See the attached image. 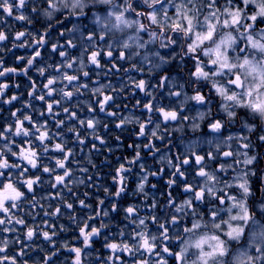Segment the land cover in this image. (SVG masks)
Listing matches in <instances>:
<instances>
[{"label":"snow or ice","instance_id":"snow-or-ice-1","mask_svg":"<svg viewBox=\"0 0 264 264\" xmlns=\"http://www.w3.org/2000/svg\"><path fill=\"white\" fill-rule=\"evenodd\" d=\"M0 25V105L21 75L29 98L0 126V264H264V0H0ZM113 124L133 154L93 207L77 156L112 153Z\"/></svg>","mask_w":264,"mask_h":264},{"label":"trees","instance_id":"trees-1","mask_svg":"<svg viewBox=\"0 0 264 264\" xmlns=\"http://www.w3.org/2000/svg\"><path fill=\"white\" fill-rule=\"evenodd\" d=\"M9 22H13L11 18H8V24H9ZM13 23H15L16 24V27H17V28H15V30H22L20 28L19 22H17V23L16 22H13ZM0 27H2V25H0ZM25 27H28V26L25 25ZM14 53L16 55H25V56L28 54L25 49H15L14 50ZM4 60L6 61L7 66H17L15 64V56L12 53H9L8 55L4 56ZM49 62H52V60L49 61ZM23 63L24 62H22L19 65V67H23ZM34 73H35V70L33 69L32 72H30V75H32L34 79L36 78V79L39 80L40 78L39 77H36L34 75ZM0 79H2V78H0ZM7 82L10 85H13L12 87H10V89L7 90V93H6L7 96L10 97L13 94H17V95L20 96V101L14 102V105H0V126L3 125L5 118L10 119V111H9V109L15 110V108H22L23 107V102L28 101V99H29L28 96H27V87H26V85L28 84V80L24 76H22V75L21 76H17V77H15V79L9 78L7 80ZM15 83H19L20 84V88L19 89H17L14 86ZM126 102H127V100H123L122 99V103H126ZM32 103H34L37 107H40V102L39 101H34ZM128 106H129V104H128ZM25 111H27V110H25ZM33 116L35 118H39L38 117V113H35L34 112L33 113ZM100 129L104 132V130H103L102 127ZM112 129H114L118 133H121V132H119L118 130L115 129L114 124L112 126ZM55 130L56 129L53 126V131H55ZM118 135L121 136V134H118ZM70 137H71V134L68 133L66 138L70 139ZM134 140H135V136L132 133L131 127L129 126L124 131V133L121 136V141L122 142L119 143L121 145L126 144V148H127L128 151H127V153L125 151V154H127V155L133 154L132 153V150L128 148V144L129 143H132ZM114 144L115 145H118V143H116L115 141H114ZM69 146H71V144H69ZM263 149L264 148H262L261 150H263ZM76 150H77V152L79 151L78 149H76ZM111 155H112V153H109L108 154L107 151H104L102 155H97L95 153H88V151L86 149L83 154H79L77 156V159H82L83 160L81 166L82 167H88L89 168V175L93 174L96 171V170L92 169L91 166L87 163V159H89V158L92 159L95 162V164L97 165V167L99 169V172H100V177L102 178V176L104 175V173L107 171V168H105V166H104V162H105L106 158L108 159ZM45 162H47V161H45ZM72 167L75 168L76 165H72ZM75 175L81 176V174L78 173V172ZM133 177L130 178V187H134L135 186V179H133ZM153 182H155V179H153ZM110 186H112V185H110ZM101 189H103V187H100V190ZM74 190L78 192V194L80 195L81 198H84V193L85 192H88L90 194V196L88 197V202L93 207L96 206V204H97V198L98 197L99 198H105L104 197L103 190L102 191H99V190L94 189V188H87L85 185H77V186H75ZM111 190L114 191V187ZM150 190L151 189L149 188V191ZM37 195L39 196L40 193L38 192ZM257 195H259V190H257ZM138 200H139V198H137V201ZM132 202H133V198L130 197V196H126V197H123L122 198V206H127L128 203H132ZM106 203H107V201H106ZM109 207H110V205H109ZM77 211H78V213L80 212L79 209H77ZM112 215H115V214H112ZM37 219L39 220L40 218L37 217ZM117 219H119V218H117ZM29 223H32V221L30 219H29ZM60 224H64L65 226H68L69 221H68L67 217L61 218L58 221V223H57V229L59 228V225ZM72 235H73V232L72 231H69L67 233H62L60 235V239L61 240H63V239H70ZM40 242L42 243V241H40ZM64 255H66V254L61 255V260H63Z\"/></svg>","mask_w":264,"mask_h":264},{"label":"rangeland","instance_id":"rangeland-1","mask_svg":"<svg viewBox=\"0 0 264 264\" xmlns=\"http://www.w3.org/2000/svg\"><path fill=\"white\" fill-rule=\"evenodd\" d=\"M13 22H9V25L10 24H12ZM17 23V22H16ZM43 23H46V21L45 22H43ZM17 28V27H16ZM34 28L35 29H41V30H43L42 29V26H41V22H35L34 21ZM55 39H56V33L55 32H53V35H52V37H51V40L52 41H55ZM43 55H44V58L46 59V60H48V58L49 57H51V59L50 60H48V62L49 61H51L52 60V62H54L55 60H57V59H59V57L58 56H56L55 54H52V53H50V52H44L43 53ZM51 63V62H50ZM125 67H127V65H125ZM165 67H167V66H165ZM34 75L36 76V74L34 73ZM120 78L121 79H126V74L125 73H123V72H121L120 74ZM132 75L133 76H136L137 74L136 73H132ZM173 75H175V73H173ZM36 77H38V76H36ZM144 78H146V77H144ZM36 79V78H35ZM156 79H158V77H156ZM38 80V79H37ZM101 82H103V83H108L109 81L106 79V78H103V77H101ZM111 82L114 84V85H117V84H119L120 83V81L119 80H117L116 79V77H112L111 78ZM126 91V93H129V95H130V89H126L125 90ZM190 91V90H189ZM90 95V94H89ZM57 99H59V97H57ZM83 101H85V102H87L88 100H89V96H85V97H82L81 98ZM122 99L123 98H121V101H122ZM136 99H141V100H146L147 98H145V97H143L141 94H139V92H138V90H137V95H136V97L135 98H129V99H127V102L126 103H128L129 104V106H128V111L127 112H124L123 114H125V115H129V114H131V112L133 111V105L135 104V102H136ZM166 102V101H165ZM123 104L124 103H122L121 102V107L123 108ZM192 114H195L194 112L192 113ZM83 115H87V111H86V109H85V111H84V113H83ZM136 115H140V113L139 112H136ZM98 119H103V116L101 115V116H99L98 117ZM112 126L113 125H111V131H110V133H108L107 134V140H108V143H109V145L112 147V149H113V151H112V155L107 159V163L106 162H104V166H105V168H107V171L104 173V175L102 176V178H101V180L98 182L99 184H100V187H110L111 189L113 188V186H110V185H112V182H111V176L112 175H114V169H115V167L116 166H118V158H120L121 160L123 159V157H131V155L132 154H129V155H127V154H125V151H126V153H127V148H126V144H124V145H121V144H118V145H115L114 144V141L116 142V140H115V137L118 135V134H121V136H122V134L124 133V131L123 132H121V133H118V132H116L114 129H112ZM131 127V126H130ZM132 129V128H131ZM100 132L101 133H103V131L100 129ZM117 143V142H116ZM157 143H159V142H157ZM178 144H179V142H177ZM106 151V150H105ZM258 151H260V152H262V153H264V149L263 150H261V149H259ZM109 154V153H108ZM154 162L153 161H151V160H149V164H153ZM155 167H159V165H154ZM257 170H258V172H260V173H264V160H261L260 161V163L257 165ZM133 179H135V177H133ZM164 179H167V176H165L164 177ZM256 185H257V187H259L260 188V183H259V179L258 178H256ZM163 187H164V185H163V180H161L160 181V184L158 185V188H160V189H163ZM256 187V188H257ZM255 188V189H256ZM103 189H99V191H102ZM150 192V194H152V190H150L149 191ZM155 195H156V197H157V199L158 200H160V202L161 203H163V197L161 196V192L160 191H157V192H155Z\"/></svg>","mask_w":264,"mask_h":264},{"label":"flooded vegetation","instance_id":"flooded-vegetation-1","mask_svg":"<svg viewBox=\"0 0 264 264\" xmlns=\"http://www.w3.org/2000/svg\"><path fill=\"white\" fill-rule=\"evenodd\" d=\"M256 187H257V185L255 184V188H256ZM255 190H256V191L259 190V187H257Z\"/></svg>","mask_w":264,"mask_h":264}]
</instances>
